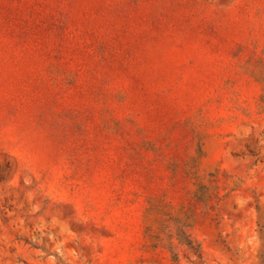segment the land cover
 Wrapping results in <instances>:
<instances>
[{
  "label": "rangeland",
  "instance_id": "1",
  "mask_svg": "<svg viewBox=\"0 0 264 264\" xmlns=\"http://www.w3.org/2000/svg\"><path fill=\"white\" fill-rule=\"evenodd\" d=\"M0 264H264V0H0Z\"/></svg>",
  "mask_w": 264,
  "mask_h": 264
}]
</instances>
